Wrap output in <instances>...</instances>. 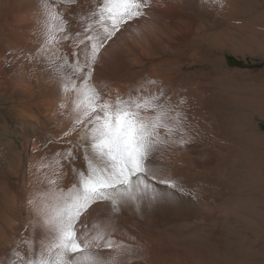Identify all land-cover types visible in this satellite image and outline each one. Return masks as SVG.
<instances>
[{
  "label": "bare ground",
  "instance_id": "6f19581e",
  "mask_svg": "<svg viewBox=\"0 0 264 264\" xmlns=\"http://www.w3.org/2000/svg\"><path fill=\"white\" fill-rule=\"evenodd\" d=\"M98 3L47 0L45 6V0H0V104H6L0 107V130L7 131L0 139V264H9L14 249L24 254L28 242L36 255L54 242L55 231L42 222L38 208L50 203L51 189L67 190L76 183L85 167L87 133L75 124L73 96L64 92L39 50L48 39V13L55 8L66 25L64 32L57 33L60 42L54 51L71 60L73 52L84 47L79 42ZM229 3L225 15L232 26L225 32L233 35V27L239 25L233 17L239 8ZM199 17L198 0H150L143 16L129 21L105 43L94 65L93 82L103 96H159L157 103L169 110L174 131L169 135L161 129V142L148 161L156 177L151 181L154 187L174 176L168 156L180 168L187 150L191 178L196 177L200 41L210 29ZM65 34H71L70 39H62ZM11 127L16 135L8 130ZM161 188L159 196L168 189ZM173 194L179 207L181 199ZM140 199L141 211L154 200L151 191ZM136 205L138 201H132L119 210L107 202L93 205L76 224L77 235L91 238L97 232L94 225L106 227L105 239L124 248L104 249L102 255L116 257L118 264H191L196 259L194 248L187 251L180 244L181 231L169 235L144 226L136 216Z\"/></svg>",
  "mask_w": 264,
  "mask_h": 264
},
{
  "label": "rangeland",
  "instance_id": "374dc122",
  "mask_svg": "<svg viewBox=\"0 0 264 264\" xmlns=\"http://www.w3.org/2000/svg\"><path fill=\"white\" fill-rule=\"evenodd\" d=\"M229 1L239 8L235 36L225 32ZM198 4L210 29L200 41L196 177L188 150L180 168L168 156L175 187L153 186L154 200L144 211L137 200L136 216L155 231H181L180 244L197 252L191 264H264V0Z\"/></svg>",
  "mask_w": 264,
  "mask_h": 264
},
{
  "label": "snow or ice",
  "instance_id": "6c2138e0",
  "mask_svg": "<svg viewBox=\"0 0 264 264\" xmlns=\"http://www.w3.org/2000/svg\"><path fill=\"white\" fill-rule=\"evenodd\" d=\"M149 4L150 0H99L91 13L92 22L85 26L84 38L79 42L84 47L74 51L71 60L54 51V45L60 42L57 33L64 32L66 21L55 8L48 13V39L39 55L45 57L47 68L64 92L73 96L75 124L87 133L83 145L86 163L78 172L76 183L67 190L51 189L47 196L50 203L38 208L42 222L55 231L54 242L43 246L39 255L28 242L23 245L24 254L13 250L9 264H118L116 257L105 259L102 255L104 249L124 248L122 243L105 239L106 227L94 225L97 232L88 238L77 235L76 224L84 212L99 202L119 210L121 205L137 201L149 191L155 196L151 181L156 177L148 161L161 142V129L169 135L174 131L168 122L169 110L157 103L159 96L130 94L124 98L117 93L105 97L93 82L94 65L105 43L129 21L143 16ZM70 36L65 34L62 39L68 40ZM158 183L175 187L170 180L161 179Z\"/></svg>",
  "mask_w": 264,
  "mask_h": 264
},
{
  "label": "trees",
  "instance_id": "16d2710c",
  "mask_svg": "<svg viewBox=\"0 0 264 264\" xmlns=\"http://www.w3.org/2000/svg\"><path fill=\"white\" fill-rule=\"evenodd\" d=\"M231 60V58H229Z\"/></svg>",
  "mask_w": 264,
  "mask_h": 264
}]
</instances>
